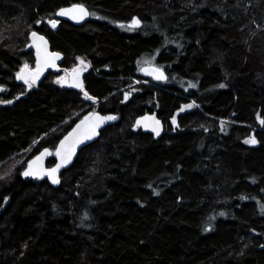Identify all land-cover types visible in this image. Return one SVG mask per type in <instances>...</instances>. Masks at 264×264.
<instances>
[{"label": "trees", "instance_id": "16d2710c", "mask_svg": "<svg viewBox=\"0 0 264 264\" xmlns=\"http://www.w3.org/2000/svg\"><path fill=\"white\" fill-rule=\"evenodd\" d=\"M75 3L101 18L52 32L45 20ZM35 31L63 67L89 60L92 102L53 72L28 91L18 83L35 67ZM157 52L177 84L125 99L149 79L138 60ZM23 94L0 107V264H264V0H0V102ZM89 109L120 121L59 187L23 178ZM147 111L166 122L159 137L134 130Z\"/></svg>", "mask_w": 264, "mask_h": 264}, {"label": "water", "instance_id": "95a60500", "mask_svg": "<svg viewBox=\"0 0 264 264\" xmlns=\"http://www.w3.org/2000/svg\"><path fill=\"white\" fill-rule=\"evenodd\" d=\"M80 5L87 10L88 15L84 16L82 19L77 16V18H72L75 13L70 15H59L62 10L71 9L75 6ZM90 10L83 4L75 3L71 6L61 8L57 11L56 16L59 20H67L72 22L77 26L84 25L90 19ZM33 33V32H32ZM30 35L31 42L28 45V49L32 50L36 57V66L34 69L24 67L21 69L20 74H23L29 83L37 84L40 83L49 72H60L62 70L61 64L64 61V56L60 52L52 51L51 45L46 36L35 31L36 36ZM43 38L42 40L40 38ZM53 54H58V58ZM37 71L39 75L35 78L34 82L32 78L36 76ZM18 75V76H19ZM142 75L151 77L155 81H167L168 75L166 71L161 67L156 66H145L142 69ZM17 76L18 83L29 86L24 80L19 79ZM162 77V78H157ZM62 86L65 88L75 89L80 92H84V76L83 72L79 69L73 71L67 75L62 80ZM82 85V87H77L76 85ZM26 94L19 95L15 99L10 101H1L0 107H10L17 103L20 99L24 98ZM10 102V103H9ZM98 117H115L111 120H99ZM84 122L83 124L81 122ZM120 121V116L116 113H101L99 111H89L86 113L74 126L73 128L61 139L55 150L50 148H44L35 156H33L27 163L26 168L22 172V176L25 179H39L46 180L48 183L57 188L60 186L62 181V174L64 171L70 169L75 163L80 151L86 146L96 142L101 133L109 126L115 125ZM80 125V128H77ZM136 127L142 128L145 132L153 133L155 136H160L164 131V122L158 117L156 112L147 113L137 119ZM92 128H95V132H92ZM75 130V131H74ZM157 132L159 134H157ZM91 138H87V136ZM62 142L65 147H61ZM57 152L60 154L57 155ZM53 157L55 159V164L53 166H48V160ZM57 169L56 172L50 175V170ZM25 172H31L32 175L25 176ZM53 175L57 179L58 183H53Z\"/></svg>", "mask_w": 264, "mask_h": 264}, {"label": "rangeland", "instance_id": "374dc122", "mask_svg": "<svg viewBox=\"0 0 264 264\" xmlns=\"http://www.w3.org/2000/svg\"><path fill=\"white\" fill-rule=\"evenodd\" d=\"M92 18L93 19H95V18H101V16H98L97 14H93L92 13ZM103 19L106 20L105 18H103ZM45 23H46V25L49 28H51V30L55 31L54 28L56 27V20L47 19V20H45ZM53 23L55 24V27H53ZM111 24L112 25H115V23L113 21H111ZM133 28H134V25L131 24L130 27L129 28H126V29L131 30ZM30 42H31V39H30ZM157 59H158L157 54H151V56H145L142 59V66L147 65V64H152V63L156 62ZM26 65H27V67H29L31 69L34 68L31 65H29V64H25L23 67H25ZM90 67H91V65H90L89 60L85 56L81 55V56L78 57L76 65L73 66V67H71V68H68L69 71H67L66 69H64L61 72H53L54 75H56L54 77V80H55L56 83L60 84V81L66 75V72H69L70 73V72L75 71L77 68H80L81 71L84 73L86 71H89ZM132 81L134 82L135 80L133 79ZM138 81H141V80L138 79ZM167 83L168 84H177L176 81H175V79H173V78L170 79V80H168ZM178 84H180V82ZM180 85H183V84H180ZM24 86H25L24 87L25 90L28 91V90L36 87L37 84H33L31 87H29L27 85H24ZM190 86H187V88H190ZM123 90L125 91V94H124L125 97H126L125 99H127V98L129 99L132 96L133 93H136L138 91V89L137 88H134V87H130V88L124 87ZM90 102H92V101H90ZM172 123H173V125H175V120H173ZM251 139H253V138H248L246 141H249ZM249 144L255 145L256 142L255 143H249ZM29 154H30V151L29 152H26V154L22 157L23 159L21 160V162L19 164H21L23 161H26V158H27V156ZM214 221H215V217H214V215H212L207 220V222L204 225V231L205 232L211 231L213 229V227H214Z\"/></svg>", "mask_w": 264, "mask_h": 264}, {"label": "flooded vegetation", "instance_id": "af4514ba", "mask_svg": "<svg viewBox=\"0 0 264 264\" xmlns=\"http://www.w3.org/2000/svg\"><path fill=\"white\" fill-rule=\"evenodd\" d=\"M71 6V5H70ZM88 8V7H87ZM89 9V8H88ZM90 10V9H89ZM90 13H91V15H90V19H89V21L90 20H92L93 18H92V12H91V10H90ZM62 22H65V23H69V24H72V25H74V26H77V25H75V24H73L72 22H70V21H67V20H59V23H58V26H57V28H56V30L55 31H53L52 30V32H57V30L59 29V26H60V24L62 23ZM85 24H87V23H85ZM84 24V25H85ZM134 24V23H133ZM136 25V24H135ZM81 26H83V25H81ZM81 26H78V27H81ZM49 41V40H48ZM50 43V42H49ZM51 45V44H50ZM51 50H52V47H51ZM52 51H54V50H52ZM57 52V51H56ZM154 54H157V57H159V52H157V53H154ZM63 56H64V54H63ZM145 56H151V54L150 55H144L142 58H140L139 60H138V69H139V71H140V74L142 75V73H141V71H142V69H143V67H145V66H156V67H161V66H159V63H158V60L156 61V62H154V63H152V64H147V65H144V66H142V59L145 57ZM36 58V57H35ZM65 58V57H64ZM64 62V61H63ZM63 64V63H62ZM62 64H61V66H62ZM91 65V64H90ZM64 69H66L67 71H69L68 70V68H66V67H63L62 66V70H64ZM77 69H79V70H81L80 68H77ZM76 69V70H77ZM90 69H91V67H90ZM89 69V70H90ZM61 70V71H62ZM60 71V72H61ZM88 71H86V72H84L83 73V76H84V81H85V74L87 73ZM50 73V72H49ZM48 73V74H49ZM71 73V72H70ZM69 72H66V75L62 78V80L67 76V75H69L70 74ZM47 74V75H48ZM142 76H144V75H142ZM145 78H149V79H144V80H141V81H138V79H136V78H134V82L132 83V84H130L129 86H127V88H130V87H134V88H138V86H141V85H149V86H154V87H161V86H164V85H166V84H168L167 82L168 81H155V80H153L151 77H148V76H144ZM62 80L60 81V84L62 83ZM61 86H62V84H61ZM63 87V86H62ZM84 88H85V83H84ZM70 89V88H69ZM83 93V96H85L86 97V99L88 100V101H92V99H89V95H85V93L87 94V92L84 90V92H82ZM89 111H92V110H87L86 112H85V114L86 113H88ZM154 112H156V111H153V112H146V113H154ZM157 113V112H156ZM85 114H83V116L85 115ZM82 116V117H83ZM81 117V118H82ZM158 117H159V115H158ZM80 118V119H81ZM79 121V120H78ZM164 122V121H163ZM77 123V122H76ZM75 123V124H76ZM164 126H165V128L167 127L166 126V122H164ZM164 128V129H165ZM134 130L137 132V131H141V132H145L142 128H140V127H136L135 126V124H134ZM145 133H150V132H145ZM163 133V132H162ZM151 135H154L153 133H150ZM155 136V135H154ZM155 137H157V136H155ZM159 137V136H158ZM36 155V154H35ZM34 155V156H35Z\"/></svg>", "mask_w": 264, "mask_h": 264}, {"label": "snow or ice", "instance_id": "6c2138e0", "mask_svg": "<svg viewBox=\"0 0 264 264\" xmlns=\"http://www.w3.org/2000/svg\"><path fill=\"white\" fill-rule=\"evenodd\" d=\"M72 13H75L76 15H73L72 16V18H77V16L79 17V18H83L84 16H86V15H88V12H87V10L86 9H84L82 6H80V5H77V6H75L74 8H71V9H66V10H62L60 13H59V15H70V14H72ZM134 23V25L135 24H138L139 23V21L138 20H136V21H134L133 22ZM53 27H55V24L53 23ZM32 35L35 37L36 36V33L35 32H33L32 33ZM41 40L43 39L42 37L40 38ZM54 56H56L57 58H58V54H53ZM26 68H27V65L25 66ZM39 75V71H37V73H36V76H34L33 78H32V81L34 82V80H35V78L37 77ZM18 78L19 79H22V80H24V82L25 83H28L29 84V87H31L32 86V84L31 83H29V80L23 75V74H20L19 76H18ZM158 79L159 78H162V77H157ZM77 87H82V85H79V84H77L76 85ZM221 87H223V85H221ZM85 95H87L86 93H85ZM89 99H91V97H89ZM10 103V102H9ZM97 119H99V120H111V119H115V117H102V118H100V117H98ZM82 124L84 123L83 121L81 122ZM261 123H264V121H261ZM77 128L79 129L80 128V125H77ZM75 131V130H74ZM92 132L94 133L95 132V128H92ZM157 134H159L158 132H157ZM87 138H91V136L89 135V136H87ZM256 141L254 140V139H251V140H249V141H246V143H255ZM61 147L63 148V147H65V145H64V143L62 142V144H61ZM60 153L59 152H57V155H59ZM56 170L57 169H52V170H50V175H52V174H54L55 172H56ZM33 173H31V172H25L24 173V175L25 176H28V175H32ZM59 181L57 180V179H55V177H54V175H53V183H58Z\"/></svg>", "mask_w": 264, "mask_h": 264}, {"label": "bare ground", "instance_id": "6f19581e", "mask_svg": "<svg viewBox=\"0 0 264 264\" xmlns=\"http://www.w3.org/2000/svg\"><path fill=\"white\" fill-rule=\"evenodd\" d=\"M134 28H135V27H134ZM130 31H132V30H130ZM145 114H147V113H145ZM145 114H142V115L138 116L137 119L140 118L141 116L145 115ZM137 119H136V121H137ZM135 124H136V123H135ZM0 251H1V250H0Z\"/></svg>", "mask_w": 264, "mask_h": 264}, {"label": "built area", "instance_id": "2783aa9c", "mask_svg": "<svg viewBox=\"0 0 264 264\" xmlns=\"http://www.w3.org/2000/svg\"><path fill=\"white\" fill-rule=\"evenodd\" d=\"M57 25H58V22H56V27L54 28L55 30H56V28H57Z\"/></svg>", "mask_w": 264, "mask_h": 264}]
</instances>
